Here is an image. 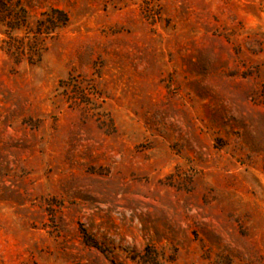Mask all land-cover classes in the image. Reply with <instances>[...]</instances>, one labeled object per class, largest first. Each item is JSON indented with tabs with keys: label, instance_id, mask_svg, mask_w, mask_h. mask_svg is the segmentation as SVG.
<instances>
[{
	"label": "rangeland",
	"instance_id": "1",
	"mask_svg": "<svg viewBox=\"0 0 264 264\" xmlns=\"http://www.w3.org/2000/svg\"><path fill=\"white\" fill-rule=\"evenodd\" d=\"M0 264H264V0H0Z\"/></svg>",
	"mask_w": 264,
	"mask_h": 264
},
{
	"label": "trees",
	"instance_id": "2",
	"mask_svg": "<svg viewBox=\"0 0 264 264\" xmlns=\"http://www.w3.org/2000/svg\"><path fill=\"white\" fill-rule=\"evenodd\" d=\"M59 15L54 21H51L50 27L46 28L47 33H53L55 30L65 26L67 24V17L61 11H58Z\"/></svg>",
	"mask_w": 264,
	"mask_h": 264
}]
</instances>
